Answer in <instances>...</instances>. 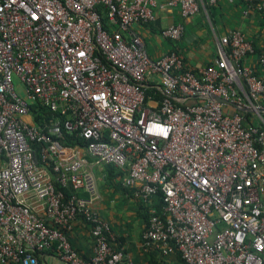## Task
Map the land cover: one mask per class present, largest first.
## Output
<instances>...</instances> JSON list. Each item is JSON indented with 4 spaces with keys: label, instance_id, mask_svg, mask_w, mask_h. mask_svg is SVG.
Segmentation results:
<instances>
[{
    "label": "built area",
    "instance_id": "1",
    "mask_svg": "<svg viewBox=\"0 0 264 264\" xmlns=\"http://www.w3.org/2000/svg\"><path fill=\"white\" fill-rule=\"evenodd\" d=\"M245 1L264 13V0ZM166 7L184 19L201 10L199 0H0V264L48 253L134 264L96 208V166L116 168L152 206L144 249L178 252L181 264H264V54L235 28L205 66L189 68L178 50L153 58L130 30ZM185 29L160 34L176 42ZM37 102L66 118L37 125ZM65 130L87 144H67ZM79 219L88 259L71 241Z\"/></svg>",
    "mask_w": 264,
    "mask_h": 264
},
{
    "label": "crops",
    "instance_id": "2",
    "mask_svg": "<svg viewBox=\"0 0 264 264\" xmlns=\"http://www.w3.org/2000/svg\"><path fill=\"white\" fill-rule=\"evenodd\" d=\"M201 10L190 19H184L179 8H160L156 21L150 25L137 24L130 30L141 34L153 58L170 50L185 55L189 68H199L211 63L218 56L220 38L231 29H241L255 45L257 53L264 54V13L251 9L245 0H199ZM183 22V37L171 42L161 37V29ZM249 63L255 64L251 57ZM100 197L96 208L109 221L116 236V244L123 247L134 264H181L178 252L163 256L154 249L141 246L142 235L151 213V205L135 198L131 191L120 185L119 177L111 176L107 166L94 167ZM71 241L85 259L93 253V238L89 226L79 219L71 233ZM43 264H59L52 253L42 257Z\"/></svg>",
    "mask_w": 264,
    "mask_h": 264
},
{
    "label": "trees",
    "instance_id": "3",
    "mask_svg": "<svg viewBox=\"0 0 264 264\" xmlns=\"http://www.w3.org/2000/svg\"><path fill=\"white\" fill-rule=\"evenodd\" d=\"M103 18H104V22L107 26V28L109 27V22H108V16L106 14V12H104L103 14ZM148 93L152 94L154 93L156 95L157 98H161L160 94L157 93L156 90H153L152 88H148ZM33 113H34V120L36 122L37 125L42 126V127H47L49 125H51L53 122H55L56 120H64L66 117L64 115H61L58 112L52 111L50 108L46 107L45 105L41 104V103H35L33 104ZM64 135H65V142L67 144H79L81 146H85L87 144V141L81 137L75 138L72 135H70L66 130L64 131ZM107 172L110 173L111 176L116 175V176H120L121 174L119 173V171L114 168L113 166H107ZM161 207L162 205L159 204L158 205V211H161ZM42 261V260H41Z\"/></svg>",
    "mask_w": 264,
    "mask_h": 264
},
{
    "label": "water",
    "instance_id": "4",
    "mask_svg": "<svg viewBox=\"0 0 264 264\" xmlns=\"http://www.w3.org/2000/svg\"><path fill=\"white\" fill-rule=\"evenodd\" d=\"M215 101L222 102V103H231V101L226 100L220 96L212 95L211 96Z\"/></svg>",
    "mask_w": 264,
    "mask_h": 264
},
{
    "label": "rangeland",
    "instance_id": "5",
    "mask_svg": "<svg viewBox=\"0 0 264 264\" xmlns=\"http://www.w3.org/2000/svg\"><path fill=\"white\" fill-rule=\"evenodd\" d=\"M233 110V109H232Z\"/></svg>",
    "mask_w": 264,
    "mask_h": 264
}]
</instances>
